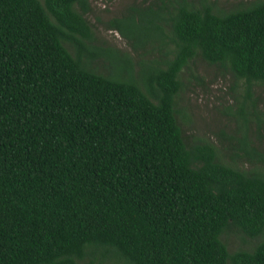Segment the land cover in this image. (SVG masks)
Here are the masks:
<instances>
[{
	"label": "trees",
	"instance_id": "obj_1",
	"mask_svg": "<svg viewBox=\"0 0 264 264\" xmlns=\"http://www.w3.org/2000/svg\"><path fill=\"white\" fill-rule=\"evenodd\" d=\"M88 10L0 0V264H264V151L247 136L264 127V0L130 5L109 25L133 55L96 43ZM199 57L238 87L230 158L179 118ZM232 229L254 244L231 250Z\"/></svg>",
	"mask_w": 264,
	"mask_h": 264
},
{
	"label": "rangeland",
	"instance_id": "obj_2",
	"mask_svg": "<svg viewBox=\"0 0 264 264\" xmlns=\"http://www.w3.org/2000/svg\"><path fill=\"white\" fill-rule=\"evenodd\" d=\"M142 1L88 0L89 10L86 15L93 25L96 43L103 47L112 46L119 49L121 53L135 54L127 39L109 23L111 19L123 16L130 5ZM241 1L219 0V4L228 8ZM109 62L113 70H119L110 60H107V63ZM237 90L238 87L234 85V78L230 72L208 64L200 57L191 64V69L186 73L185 89L178 98V108L181 110L179 118L190 142L195 139L210 140L227 149L225 154L227 158H230L231 144H236L237 139L245 135V131L238 127L235 113L239 103ZM258 92V108L264 119V88ZM247 136L259 151H264V127L258 130L256 119L251 122V129ZM231 137L234 138L231 139ZM241 165L248 167L250 163L244 159ZM226 241L231 250L240 247L249 248L255 242L235 229L226 234Z\"/></svg>",
	"mask_w": 264,
	"mask_h": 264
}]
</instances>
